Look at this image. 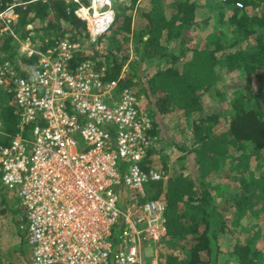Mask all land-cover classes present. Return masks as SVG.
I'll use <instances>...</instances> for the list:
<instances>
[{"label": "trees", "instance_id": "16d2710c", "mask_svg": "<svg viewBox=\"0 0 264 264\" xmlns=\"http://www.w3.org/2000/svg\"><path fill=\"white\" fill-rule=\"evenodd\" d=\"M13 1L0 0V8L5 9ZM206 1L212 16L199 19L197 0H132L131 8L117 7L114 23L106 34V49L92 54L84 43L89 37L88 24L75 14L77 2L16 0L17 16L10 24L14 33L0 23V65L10 63L18 71H30L39 62L38 54L28 56L21 51L23 42L46 52L66 35L83 44V49L75 52L74 63L90 59L106 79L124 74L120 88L130 87L137 96L133 86L134 79L142 77L141 65L156 67L154 73L143 77L146 96L159 113L182 112L191 121L192 138L181 146L185 154L180 161L185 160L184 168L197 166L200 171L197 181L173 164H163L161 169L168 181L148 185L149 197L161 198L168 204L167 235L155 246L163 264H219L220 254L227 252L222 241L229 234V213L236 209L240 213L264 215V172L258 178L251 170V161L258 167L264 162V94L256 92L250 83L252 73L258 70L261 78L257 81L264 83V0ZM238 2L243 7L237 6ZM257 7L261 8L260 13L252 14ZM129 9H135L145 19L141 28H133L134 16L127 12ZM105 19L111 20L112 15L107 13ZM211 19L216 20V26L205 44H190L192 35L211 24ZM220 25L232 28V36L226 42L218 33ZM223 64L227 73L246 72L249 85L235 86L229 96L218 89L217 69ZM205 94L229 104L225 109L223 105L216 110L206 109ZM12 98L11 93L0 89V123L6 133L0 134V144L8 143L18 130L19 116ZM148 163L152 164L151 159ZM227 163L229 171L224 174L239 180L240 189L223 197L225 191L209 179ZM172 183L173 190L176 189L173 193ZM0 188L3 189L1 183ZM15 209L13 203V212ZM23 217L25 224L26 211ZM229 241L233 247L229 245L228 252L237 254L240 264L264 261V251L255 248L253 241Z\"/></svg>", "mask_w": 264, "mask_h": 264}, {"label": "built area", "instance_id": "2783aa9c", "mask_svg": "<svg viewBox=\"0 0 264 264\" xmlns=\"http://www.w3.org/2000/svg\"><path fill=\"white\" fill-rule=\"evenodd\" d=\"M67 1L79 4L75 14L88 22L91 41L114 23V12L103 11L107 0L98 10L94 0ZM17 5L0 8V23L12 33ZM82 45L68 35L46 52L23 42L22 52L39 55L34 68L0 65V89L12 94L19 116L16 134L0 144V183L25 208L31 264H163L155 246L167 235V204L145 189L168 181L148 163L155 119L130 87L120 88L124 74L106 79L92 60L74 63ZM147 244L154 246L150 259Z\"/></svg>", "mask_w": 264, "mask_h": 264}, {"label": "rangeland", "instance_id": "374dc122", "mask_svg": "<svg viewBox=\"0 0 264 264\" xmlns=\"http://www.w3.org/2000/svg\"><path fill=\"white\" fill-rule=\"evenodd\" d=\"M81 1L83 4L88 6L91 4L92 0H81ZM102 1L104 3L105 0ZM107 1L108 3L105 7H103V11L111 10L114 12V16L117 11V7L120 6L127 8L132 7V0H107ZM171 1L173 0H167L168 3ZM197 1L199 3V9H198L199 19L208 18L210 15L212 16L213 11L210 9L209 2H207L206 0H197ZM260 10H261L260 7L253 8L252 14L260 13ZM127 12L128 13L133 12V16H134L132 23L133 28L139 29L145 24V19L140 17V15L136 13L135 9L134 10L129 9L127 10ZM215 21H216L215 19H211L210 20L211 24H209L206 28L205 27L202 29L199 28L197 30V33L194 36L192 35L193 38L189 41V43L198 47L203 46L207 41L208 36L212 33L213 26H216ZM107 32H109V30ZM107 32L95 41H91L89 37L87 38V40H85V44L87 47L86 49L88 50L89 54L101 53L103 52L104 49H106V45L108 42L106 40V34H108ZM218 33L220 34L223 42L224 41L226 42L232 36V28L227 25L225 26L220 25L218 29ZM101 38H103V42L100 43L99 40ZM170 45L172 46L173 44L170 43ZM173 46L175 47L176 43H174ZM141 66L142 69H140L139 72L142 77L140 79L138 78L134 79L135 83L133 88H135L136 91L138 92V99L140 100V104L143 108L149 110H156V106L153 105L151 99L146 96L147 94L145 93L144 88L145 86H147V84L143 80V77H146L147 74L154 73L156 67H147L146 64L145 65L142 64ZM128 68L129 66H127L124 69L126 73L128 72ZM217 70L219 72L220 78L215 86H217L218 89L224 90L227 96H229L228 94L233 90L235 86L246 87L249 85V80H248L249 76L246 72H243V74L240 72L238 73L237 71H235L234 73H227L228 71L226 69L225 64L219 65ZM259 73L260 70L252 73L253 80L250 83L251 84L253 83L256 92L264 94V83L260 85L257 81L259 78H261ZM228 85L233 86L231 87L232 89ZM203 96H205L204 102L206 109L216 110L218 107H220V105H223L225 109L226 106L229 104V101H223V103L216 101L214 96L212 95L205 94ZM163 117L166 119V124L170 128L171 126H173L174 123L178 125L181 122L180 125L183 126V129L180 133L182 134L183 139L186 138L187 136H190V138H192L191 123H190L191 121L187 118L185 119L182 112H174L172 114L171 120H169L170 117L168 115H164ZM159 118L161 119V117ZM78 140L79 141L81 140L79 136H78ZM170 140L171 139L169 138L168 139L166 138V140H164L163 142L158 140V142L161 143L162 145L158 143L157 149L153 151L152 153L153 155L151 157L152 163H154L155 166L160 168L163 166V164L169 163L171 166L173 164L174 167L184 170V172L187 175L191 176L193 179L200 181V179L197 178L200 172L197 166H188L184 168V166L182 165L183 163H185V160L184 162L180 161V158L184 154L178 155V154H170L168 152L170 150L168 146V142H170ZM184 144L186 145L188 143H184ZM180 145L182 144L180 143ZM177 153H181V152H177ZM185 159L187 160V158ZM189 160L192 159L189 158ZM118 161L121 167H123L124 169L127 167L126 162L122 161L120 158ZM251 162H252V166H251L252 173L259 178L260 173L264 172V162L259 167L256 165L255 161H251ZM229 167L230 166L228 163L226 165H222L220 169L216 170L209 179V181L215 186L218 187L220 185L221 188L220 191L222 192L225 191L224 192L225 195L223 197L228 196V194L230 193H236L240 189L239 180L235 178H232L231 180L229 177L225 176L224 173L229 171ZM168 185H166L165 187V189L167 190L170 188L168 187ZM174 185H175L174 183L171 184V188H172L171 193L176 191V189L173 190ZM121 188H124V192L128 196L137 195L136 190H130L128 187H125L124 185ZM145 189L146 191H148V185L145 186ZM169 200L170 202H173V199L170 196H169ZM163 201H165V203L167 204L166 200ZM13 203H15L16 205V209L14 212L12 210ZM221 208L222 210H224V206H221ZM172 209L173 208H171L170 211H172ZM229 214H230V219L228 220L229 234L228 237L222 241V247L227 252L223 251L220 254L219 264H240L237 254L234 253L231 254V252H228L229 251L228 246L231 245V247H233L232 242L229 241V239L230 240L232 239L235 242H237V239H239L242 243L243 242L246 243L247 241L248 242L253 241L251 243H253L255 248L259 247L262 249V251H264V215L262 214L256 215L252 213H240L236 209H234ZM23 216H25V210L21 205L20 197L17 196L13 191H7L4 188L3 189L0 188V258H1L0 261H2L1 264H31L32 251H31V246L24 238L25 232L22 229L24 226V222L22 221H24L25 218ZM115 232H116V236H119L121 230L116 228ZM114 241L116 242V239ZM145 250H146L147 259H150L154 255L153 252L154 246L147 244L145 245ZM159 252L161 254L160 250ZM173 252H175L174 249ZM165 253H167V250ZM261 263L264 264V261L263 262L261 261Z\"/></svg>", "mask_w": 264, "mask_h": 264}, {"label": "crops", "instance_id": "0c3cea01", "mask_svg": "<svg viewBox=\"0 0 264 264\" xmlns=\"http://www.w3.org/2000/svg\"><path fill=\"white\" fill-rule=\"evenodd\" d=\"M154 109V108H153ZM149 110V109H148ZM152 116L155 119V129L153 130V135L156 137L157 142H156V148L153 147L150 151H149V160L152 157V153L153 151H155V149H157V145H158V140L163 142L164 140H166V138L171 139L170 142H168V146H169V153L170 154H185V152L181 149V146L183 148V146L185 145L184 143H188L190 140V136H187L186 138L183 139L182 134L180 133L183 129V126L180 125V123L177 125L176 123L173 124V126L168 127L166 124V119L163 117L164 115H168L169 120H171L172 114H162L159 113L156 110H150ZM161 115V116H159ZM161 117V119L159 118ZM185 118V117H184ZM186 119V118H185ZM169 130V132H168ZM173 139V140H172ZM180 143L182 145H180ZM161 144V143H159ZM162 145V144H161ZM177 152H181V153H177ZM173 159V158H172ZM148 160V161H149ZM154 165V163H152Z\"/></svg>", "mask_w": 264, "mask_h": 264}, {"label": "bare ground", "instance_id": "6f19581e", "mask_svg": "<svg viewBox=\"0 0 264 264\" xmlns=\"http://www.w3.org/2000/svg\"><path fill=\"white\" fill-rule=\"evenodd\" d=\"M105 3H106V0L104 1V3H103L102 0H94V5H93V7H95L96 10H98V9L101 8Z\"/></svg>", "mask_w": 264, "mask_h": 264}, {"label": "water", "instance_id": "95a60500", "mask_svg": "<svg viewBox=\"0 0 264 264\" xmlns=\"http://www.w3.org/2000/svg\"><path fill=\"white\" fill-rule=\"evenodd\" d=\"M120 196H121V204L123 205L124 204V201H123V193H122V190H120Z\"/></svg>", "mask_w": 264, "mask_h": 264}]
</instances>
